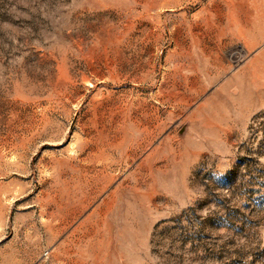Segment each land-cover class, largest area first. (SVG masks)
I'll return each mask as SVG.
<instances>
[{
	"label": "rangeland",
	"instance_id": "1",
	"mask_svg": "<svg viewBox=\"0 0 264 264\" xmlns=\"http://www.w3.org/2000/svg\"><path fill=\"white\" fill-rule=\"evenodd\" d=\"M0 264H264V0H0Z\"/></svg>",
	"mask_w": 264,
	"mask_h": 264
}]
</instances>
